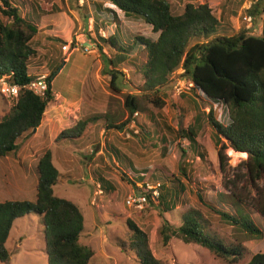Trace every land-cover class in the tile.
Here are the masks:
<instances>
[{
	"label": "rangeland",
	"instance_id": "obj_1",
	"mask_svg": "<svg viewBox=\"0 0 264 264\" xmlns=\"http://www.w3.org/2000/svg\"><path fill=\"white\" fill-rule=\"evenodd\" d=\"M10 1L21 16L38 26L39 33L32 43L37 55L31 59L29 70L35 77H50L54 73L51 78L55 102L47 108L40 130L27 133L26 140L22 136L17 152L0 159V201L36 200V167H30L26 157L32 151L44 154L50 149L56 155L54 165L60 172L54 187L55 195L78 202L84 211L85 230L79 243L93 249L95 255L91 264H139L133 256L123 253L116 243L118 239L126 238L128 219L149 231L151 250L164 264H229L206 248L187 245L176 238H172L168 246L162 244L161 228L169 223L171 233L181 225L182 215L192 209L200 211L208 230L227 243H243L251 255L264 253V238L245 237L210 209L235 214L232 205L219 197L221 193L229 194L225 187H230V183H236L237 191L244 196L256 197V191L250 188L243 164L246 154L228 149V166L221 171L218 147L213 142L206 116L213 110L215 119L221 121L223 109L210 105L201 96L197 98L198 104H192L189 101V97H193L191 81L183 77L182 70L172 74L171 84L164 89L169 95L165 108L154 109L147 98H141V107L145 111L133 115L132 122L122 131L105 129L109 121L120 124L127 120L126 95L141 96L144 78L139 69L147 56L136 49L127 57V62L118 67L117 87L120 91L116 92L111 88L110 72L111 60L117 53L101 39H108L121 28L125 40L133 44L136 37H154L150 27L141 21L126 19L110 0L92 2L85 10L77 9L75 0ZM167 1L178 14L187 4L207 3L215 16L222 18L221 24L229 25L232 32L241 27L256 37H261L264 32V2H261L260 14L249 21L245 7L250 0ZM93 3L114 10L117 24L109 22L111 15L107 13L102 16L106 19L105 26L97 34L94 19L86 17L87 12L93 13ZM54 7H59L61 12L53 13ZM7 21L0 0V22L6 24ZM64 46L66 50H63ZM12 106L13 101L0 92V121ZM100 114L106 116L93 122L81 138L56 142L63 131L72 130L79 121ZM195 116H201L203 125L197 141L204 159L192 150L186 139L177 136L178 129L181 126L187 128ZM163 146H166L165 156ZM141 174L145 181L135 183V178H141ZM102 179L113 189L106 191ZM146 183L163 184L172 191L174 203L167 205L169 212L162 206L139 210L127 205L128 197L136 191L138 184ZM181 183L186 186L183 193H180ZM259 187L264 192V181ZM198 194L203 196L205 204ZM261 199L264 204V193ZM251 217L264 234V217L253 209ZM43 230L41 220L35 215L14 223L7 240L10 264H48ZM250 258L248 256L237 264H247Z\"/></svg>",
	"mask_w": 264,
	"mask_h": 264
},
{
	"label": "trees",
	"instance_id": "obj_2",
	"mask_svg": "<svg viewBox=\"0 0 264 264\" xmlns=\"http://www.w3.org/2000/svg\"><path fill=\"white\" fill-rule=\"evenodd\" d=\"M1 1L3 14L8 21L6 24L0 22V78L6 77L10 84L24 87L36 80L30 74L29 64L37 55L32 43L39 29L34 22L21 16L10 0ZM110 2L126 19L141 21L150 27L154 37H136L131 44L123 37L122 29L117 28L108 39H101L117 53L111 60L110 72L111 88L116 92L120 91L117 87L120 74L118 67L127 62V57L136 49L147 56L146 62L139 69L144 78L141 96L126 95L124 107L128 112L127 120L117 124L107 119L109 122L105 129L122 131L132 122L133 115L145 111L141 107V98H147L154 109L165 108L169 95L164 89L171 84L172 74L179 69L183 70V77H188L194 84L190 89L193 97H189L192 104H198L197 98L201 96L210 105H218L223 109L221 121L215 119L213 110L206 116L213 142L218 147L221 171L224 172L228 166V149L246 154L243 164L250 188L256 191V197L244 196L237 191L236 183H230V187H225L229 194L221 193L219 197L232 205L235 214L213 207L210 209L245 237L262 240L263 231L251 219V210L264 217L261 199L264 192L259 187V183L264 181V32L261 37L249 35V31L243 27L232 32L229 25L226 27L221 24L222 18H217L207 3L187 4L183 12L178 14L167 0ZM261 2L264 0H257L251 9L245 11L246 14L259 15ZM92 7L93 13L87 12L86 17L94 19L97 34L105 26L106 19L102 18L103 15L110 14L111 23L118 20L114 10L104 9L98 3H93ZM86 8L87 6L77 9ZM51 11L56 13L61 12V9L54 7ZM53 74L47 77L48 91L45 97L23 89L13 100L11 110L1 119L0 159L16 153L19 149L18 140L41 126L47 108L55 102L51 78ZM105 116L100 114L79 121L72 130L63 131L56 142L81 138L93 122ZM200 120L201 116H195L187 128L181 126L178 129L177 136L186 139L192 150L204 159L197 141L203 126ZM162 152L165 156L166 146H163ZM52 159V152L48 150L38 161L34 202H0V262L3 264H10L7 240L14 223L31 215L37 216L44 226L48 264H90L95 255L93 249L79 243L85 230V220L80 208L73 201L57 197L54 193L60 172ZM101 181L102 185L107 183L103 179ZM159 185V206L169 212V204L174 203L172 191L163 184ZM180 188V193L186 190L182 183ZM197 196L205 204L203 196ZM148 205L154 206L151 200ZM126 225V238H120L116 242L120 250L133 256L139 264H164L151 250L149 231H144L131 219L127 220ZM169 229V223H166L160 231L164 246H168L172 238H176L187 245L206 248L215 257L229 264L240 263L248 256L251 258L247 264H264V253L251 255L243 243L229 244L216 233H211L198 210L192 209L184 213L181 225L171 233Z\"/></svg>",
	"mask_w": 264,
	"mask_h": 264
},
{
	"label": "built area",
	"instance_id": "obj_3",
	"mask_svg": "<svg viewBox=\"0 0 264 264\" xmlns=\"http://www.w3.org/2000/svg\"><path fill=\"white\" fill-rule=\"evenodd\" d=\"M78 7L84 8L86 6H90L92 2L100 1V0H75ZM257 1V0H256ZM255 1V2H256ZM253 0L246 5V9L249 10L255 4ZM248 20H252V16L248 17ZM67 47H63V50H66ZM86 50H90V48H86ZM181 70V69H180ZM183 71V70H182ZM184 72V71H183ZM47 76H41L36 78L35 81L31 82L29 85L24 87H19L17 85H12L8 81L6 77L0 78V92L3 97L8 100L13 101L20 93L21 90H29L34 94L45 97L46 92L48 91V81ZM193 82L190 83V86L193 87ZM159 184H138L136 191L132 193L127 199V205L129 207H133L139 210H143L148 204L149 201H152V205L159 206L161 191Z\"/></svg>",
	"mask_w": 264,
	"mask_h": 264
},
{
	"label": "crops",
	"instance_id": "obj_4",
	"mask_svg": "<svg viewBox=\"0 0 264 264\" xmlns=\"http://www.w3.org/2000/svg\"><path fill=\"white\" fill-rule=\"evenodd\" d=\"M36 77H38V76H36ZM41 128V127H40ZM40 128H38V129H36V131H38V130H40ZM33 133H35V132H33ZM28 134L26 133L25 135H24V140H26V139H28ZM29 143V142H28ZM62 143V142H61ZM48 150H50V149H48ZM47 150V151H48ZM51 151V150H50ZM46 152V151H45ZM44 152V153H45ZM52 152V151H51ZM44 154H43V152L41 153V154H39V153H37L36 151L35 152H33L32 151V153H30L29 154V156L28 157H26V160L27 161H30L29 162V165H30V167H37V164H38V161H39V159L43 156ZM58 155H61V153H58ZM52 156H53V162H55V157H56V155H55V153H54V155L52 154ZM33 160H32V159ZM31 159V160H30ZM142 176H141V178H135V183H143L145 180H144V174H141ZM134 183V184H135ZM106 191L107 190H112L113 189V187H111V185L109 184V183H106L105 184V188H104ZM0 202H4V201H0ZM73 202H75L77 205H78V207L80 208L81 206H80V204H78V202H76V201H73ZM80 203V202H79ZM148 207L149 206H151V205H147ZM146 206V207H147ZM153 207V206H152ZM80 210H81V212L83 213V216L85 215L84 214V211H83V209L82 208H80ZM23 219V218H22ZM21 220V219H20ZM84 220H85V216H84ZM19 220H17L15 223H17ZM91 264V263H90Z\"/></svg>",
	"mask_w": 264,
	"mask_h": 264
},
{
	"label": "water",
	"instance_id": "obj_5",
	"mask_svg": "<svg viewBox=\"0 0 264 264\" xmlns=\"http://www.w3.org/2000/svg\"><path fill=\"white\" fill-rule=\"evenodd\" d=\"M36 130H34L33 132H35Z\"/></svg>",
	"mask_w": 264,
	"mask_h": 264
}]
</instances>
